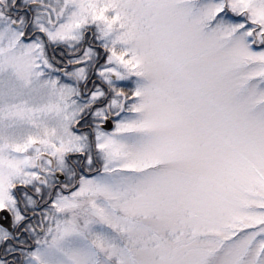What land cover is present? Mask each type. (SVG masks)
I'll return each mask as SVG.
<instances>
[{"label": "snow or ice", "instance_id": "1", "mask_svg": "<svg viewBox=\"0 0 264 264\" xmlns=\"http://www.w3.org/2000/svg\"><path fill=\"white\" fill-rule=\"evenodd\" d=\"M0 264H264V0H0Z\"/></svg>", "mask_w": 264, "mask_h": 264}]
</instances>
